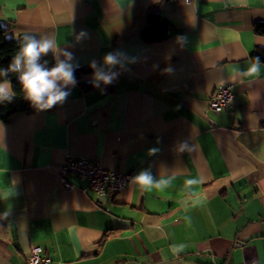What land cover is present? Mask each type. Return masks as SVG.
Instances as JSON below:
<instances>
[{
    "label": "crops",
    "instance_id": "crops-1",
    "mask_svg": "<svg viewBox=\"0 0 264 264\" xmlns=\"http://www.w3.org/2000/svg\"><path fill=\"white\" fill-rule=\"evenodd\" d=\"M149 14L165 39L142 38ZM0 21L50 39L74 81L54 107L0 118V264L36 245L49 264H264V64L248 74L264 0H0ZM227 83L230 106L209 108ZM68 156L132 178L112 199L75 176L71 190Z\"/></svg>",
    "mask_w": 264,
    "mask_h": 264
},
{
    "label": "clouds",
    "instance_id": "clouds-1",
    "mask_svg": "<svg viewBox=\"0 0 264 264\" xmlns=\"http://www.w3.org/2000/svg\"><path fill=\"white\" fill-rule=\"evenodd\" d=\"M21 43L22 47L19 53L10 62L8 69L0 71V75H7L9 71L19 72V80L23 85L26 98L38 110L50 109L58 102H63L68 93L62 91V85H58L57 82L63 81V84L74 82L71 67L63 62H59L49 70L37 63L41 54H47L48 50L53 47L50 39L37 40L34 36L24 35ZM65 55L70 56L68 53H65ZM22 61L23 64L21 63ZM105 62L114 64L115 58L112 55H107ZM248 74L259 75L258 60L248 69ZM97 78H102L105 83H108L110 79L107 76L100 77L99 75ZM15 95L16 93L10 80H5L4 83L0 84V103H11ZM134 180L138 184L148 185L151 184L152 177L147 172H141L134 177ZM182 249L183 246L181 245L176 251Z\"/></svg>",
    "mask_w": 264,
    "mask_h": 264
},
{
    "label": "built area",
    "instance_id": "built-area-1",
    "mask_svg": "<svg viewBox=\"0 0 264 264\" xmlns=\"http://www.w3.org/2000/svg\"><path fill=\"white\" fill-rule=\"evenodd\" d=\"M194 2L196 0H186ZM235 93L231 84H220L216 87L208 100L209 108L222 111L228 108L234 99ZM58 175L65 187L75 189L76 184L70 177L87 180L83 191H92L97 198H114L132 178L129 172L119 168H107L98 157L68 156L59 166ZM51 259L45 254V248L40 245L33 246L29 253L27 264H49Z\"/></svg>",
    "mask_w": 264,
    "mask_h": 264
},
{
    "label": "trees",
    "instance_id": "trees-1",
    "mask_svg": "<svg viewBox=\"0 0 264 264\" xmlns=\"http://www.w3.org/2000/svg\"><path fill=\"white\" fill-rule=\"evenodd\" d=\"M170 22L161 15L149 14L148 25L142 30L141 36L149 42L161 41L168 36ZM254 31L259 35H264V21H259L254 24ZM10 34V28L0 21V71L6 70L10 62L19 53L22 47L21 41L23 36L15 38ZM34 36L30 34H25ZM35 37V36H34ZM36 39V37H35ZM251 59L256 63L264 64V47L259 48L251 56ZM37 63L43 65L46 69H51L56 66L52 54L48 51L47 54H41ZM88 67L74 68L75 76H80L82 72L87 71ZM10 80L12 87L16 93L11 103H0V118L4 121H9L17 112L25 111L32 112L37 108L32 105L31 101L26 98L23 85L19 80V72H7V75H0V81ZM102 85V81L95 82L96 85ZM55 106V105H54ZM53 106V107H54ZM114 230H108L101 241L98 242V247L101 248Z\"/></svg>",
    "mask_w": 264,
    "mask_h": 264
}]
</instances>
